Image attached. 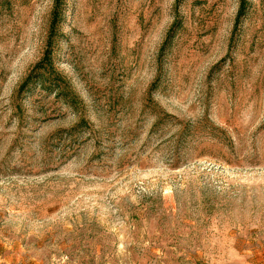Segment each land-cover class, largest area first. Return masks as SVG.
<instances>
[{
	"label": "rangeland",
	"instance_id": "374dc122",
	"mask_svg": "<svg viewBox=\"0 0 264 264\" xmlns=\"http://www.w3.org/2000/svg\"><path fill=\"white\" fill-rule=\"evenodd\" d=\"M0 0V264H264V0Z\"/></svg>",
	"mask_w": 264,
	"mask_h": 264
},
{
	"label": "trees",
	"instance_id": "16d2710c",
	"mask_svg": "<svg viewBox=\"0 0 264 264\" xmlns=\"http://www.w3.org/2000/svg\"><path fill=\"white\" fill-rule=\"evenodd\" d=\"M244 1L245 0H243V3L241 4V10H242L241 13H240L241 15H242V13L245 12V4H244Z\"/></svg>",
	"mask_w": 264,
	"mask_h": 264
}]
</instances>
